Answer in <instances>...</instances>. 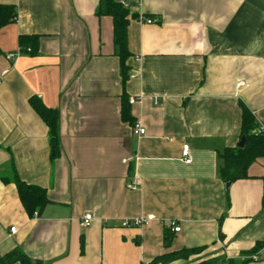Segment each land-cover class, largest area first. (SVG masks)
Here are the masks:
<instances>
[{
	"label": "crops",
	"instance_id": "0c3cea01",
	"mask_svg": "<svg viewBox=\"0 0 264 264\" xmlns=\"http://www.w3.org/2000/svg\"><path fill=\"white\" fill-rule=\"evenodd\" d=\"M0 2L16 11L0 29V257L17 248L32 264H149L204 247L168 264H264V158L228 188L218 174L219 154L239 144L240 104L264 132V0H126L124 84L99 0ZM21 36L38 37L36 53L20 52ZM123 95L137 100L128 104L141 137L120 118ZM33 97L58 113L53 161ZM14 173L45 190L40 215L26 214Z\"/></svg>",
	"mask_w": 264,
	"mask_h": 264
},
{
	"label": "trees",
	"instance_id": "16d2710c",
	"mask_svg": "<svg viewBox=\"0 0 264 264\" xmlns=\"http://www.w3.org/2000/svg\"><path fill=\"white\" fill-rule=\"evenodd\" d=\"M97 15L107 16L112 19V37L114 55L119 60L120 76L124 84L128 80L129 68L126 65L131 54L127 45V29L133 15L129 13V7L125 8L119 4V0H99ZM16 19V11L13 5L0 2V29L11 24ZM20 52L29 49L31 54L36 53L38 47L37 36H21L19 38ZM29 105L40 117L48 129L49 136V159L55 160L60 155V139L58 134V113L55 110L45 108L36 98L29 99ZM241 124L239 143L244 141L241 149H224L219 154L221 166L219 167V178L225 183H233L238 180L247 179L249 167L258 159L264 158V132L261 131L257 121L249 110L240 104ZM120 118L124 123L133 126V118L128 104V97L123 95L120 103ZM262 180L261 207L264 210V177ZM3 182L7 179L3 178ZM13 184L15 185L18 198L26 212L32 218L35 214L40 215L49 204L44 189L27 185L14 173ZM172 235L170 229L163 230V246L168 249ZM263 243H257L256 249L261 248ZM205 251L204 247L182 249L177 252L165 253L153 259L149 264H168L174 261H188L197 257ZM212 259H195L187 264H211ZM0 264H32L30 258L15 248L0 257ZM41 264V263H35Z\"/></svg>",
	"mask_w": 264,
	"mask_h": 264
},
{
	"label": "built area",
	"instance_id": "2783aa9c",
	"mask_svg": "<svg viewBox=\"0 0 264 264\" xmlns=\"http://www.w3.org/2000/svg\"><path fill=\"white\" fill-rule=\"evenodd\" d=\"M119 4L125 8H128V4L126 2V0H119ZM139 22L140 23H143V24H147V25H151V24H154V20L153 19H147V18H142L140 17L139 18ZM30 50L27 49L26 52H29ZM16 57V55L14 54H9L7 55V59L12 61L14 60ZM136 75L135 74H132L131 77L134 78ZM137 102V100L135 99H129L128 100V103L130 105L132 104H135ZM261 131L262 128H260ZM132 134L135 135L136 137H141L145 134V129L142 127L141 123L139 121L135 122L132 126ZM135 160H138L137 158ZM181 162L188 165L191 163V157H190V149H189V145L188 144H183L182 147H181ZM127 188L129 190H135L136 189V185L135 184H129L127 185ZM36 215V214H35ZM149 220V218H140V219H135L132 221L131 225L132 226H141L143 224H146V222ZM91 221H92V218L90 216H85L82 218L81 220V226L82 227H88L90 226L91 224ZM123 227H129L130 224L128 222H124L122 224ZM171 228H172V231L174 233L176 232H179L180 228L179 227H176L174 223H171L170 224ZM10 233L13 234L15 233V228H10ZM252 260L253 261H257V257L256 256H253L252 257Z\"/></svg>",
	"mask_w": 264,
	"mask_h": 264
},
{
	"label": "water",
	"instance_id": "95a60500",
	"mask_svg": "<svg viewBox=\"0 0 264 264\" xmlns=\"http://www.w3.org/2000/svg\"><path fill=\"white\" fill-rule=\"evenodd\" d=\"M243 144H244V141L241 140L240 143L237 145V148H238V149H241V148L243 147ZM229 185H230V183H227V184L225 185V187L228 188Z\"/></svg>",
	"mask_w": 264,
	"mask_h": 264
}]
</instances>
